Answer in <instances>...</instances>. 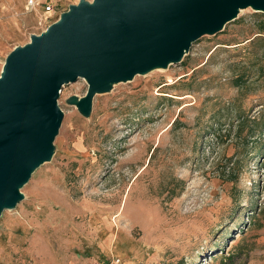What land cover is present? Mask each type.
I'll use <instances>...</instances> for the list:
<instances>
[{
    "label": "rangeland",
    "instance_id": "374dc122",
    "mask_svg": "<svg viewBox=\"0 0 264 264\" xmlns=\"http://www.w3.org/2000/svg\"><path fill=\"white\" fill-rule=\"evenodd\" d=\"M26 1L0 0V68L78 0ZM239 11L88 117L66 104L85 82L60 88L53 155L0 214V264H264V14Z\"/></svg>",
    "mask_w": 264,
    "mask_h": 264
},
{
    "label": "water",
    "instance_id": "95a60500",
    "mask_svg": "<svg viewBox=\"0 0 264 264\" xmlns=\"http://www.w3.org/2000/svg\"><path fill=\"white\" fill-rule=\"evenodd\" d=\"M246 8L264 14V0H78L12 48L0 68V214L53 155L62 86L85 82V94L66 104L88 117L95 94L179 64L193 42Z\"/></svg>",
    "mask_w": 264,
    "mask_h": 264
},
{
    "label": "built area",
    "instance_id": "2783aa9c",
    "mask_svg": "<svg viewBox=\"0 0 264 264\" xmlns=\"http://www.w3.org/2000/svg\"><path fill=\"white\" fill-rule=\"evenodd\" d=\"M60 0H27L24 6L26 11L37 7L45 14H53L56 10ZM91 264H121L116 257L107 258L101 261L93 262Z\"/></svg>",
    "mask_w": 264,
    "mask_h": 264
},
{
    "label": "bare ground",
    "instance_id": "6f19581e",
    "mask_svg": "<svg viewBox=\"0 0 264 264\" xmlns=\"http://www.w3.org/2000/svg\"><path fill=\"white\" fill-rule=\"evenodd\" d=\"M239 13H240V11H239Z\"/></svg>",
    "mask_w": 264,
    "mask_h": 264
}]
</instances>
